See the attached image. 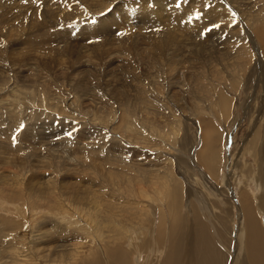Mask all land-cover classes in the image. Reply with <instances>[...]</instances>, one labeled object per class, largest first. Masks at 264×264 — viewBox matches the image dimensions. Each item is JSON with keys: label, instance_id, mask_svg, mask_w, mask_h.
Here are the masks:
<instances>
[{"label": "rangeland", "instance_id": "obj_1", "mask_svg": "<svg viewBox=\"0 0 264 264\" xmlns=\"http://www.w3.org/2000/svg\"><path fill=\"white\" fill-rule=\"evenodd\" d=\"M204 120L218 181L195 159ZM256 140L264 0H0V264H119L115 247L162 264L158 189L179 184L184 217L220 228L221 181L254 173Z\"/></svg>", "mask_w": 264, "mask_h": 264}, {"label": "bare ground", "instance_id": "obj_2", "mask_svg": "<svg viewBox=\"0 0 264 264\" xmlns=\"http://www.w3.org/2000/svg\"><path fill=\"white\" fill-rule=\"evenodd\" d=\"M220 97L223 98L221 99L224 107L225 105L231 106V101L226 95L220 94ZM212 122L203 121L201 148L196 152L195 159L206 170L205 178L208 177L218 181L220 180L219 167L221 164V149L216 147L219 128ZM259 143V140L250 141L246 149V154L250 155L251 153V156L256 161V166L252 167L256 168L255 171L252 170L254 173L248 176L250 170L243 168V166L247 167L244 163L240 167L242 168L241 175L247 177V181L240 182L239 188L232 189L233 191L229 189L227 182L221 181L224 183L226 195H230L232 198L231 200L227 199L220 202L226 208L225 214L220 218L222 227L213 229L206 221V218L202 217V212L197 210H193L190 217H184L181 212L183 191H181V186L177 183H174L172 188L168 187L164 192L162 188H159L160 196L163 193L162 198L160 196L156 197L157 194H155L156 198H150L153 201L154 199L159 201L162 208L161 214L165 213L167 215L168 233L166 236L163 235L165 232L163 217V220H161V217L159 218L158 226L155 230V235L158 239L166 238V244L162 246L165 251L164 258L161 257L163 259L162 264H264V140H262V146ZM254 183L258 187L256 192L252 190ZM158 191L156 190V192ZM146 192L145 189H141L142 195L145 194L146 196L148 194ZM205 201L204 198V205ZM162 202H164L165 207L162 206ZM230 206L233 208H230ZM231 210H234V213L231 214ZM230 214H234V216ZM231 218L233 220L236 218L234 226L231 225ZM235 223L237 224L236 227ZM231 232L234 233L236 241L234 249L237 254L234 257H231L225 251V249L230 248L227 234L230 235L232 234ZM217 241L223 242L222 248L219 245L217 246ZM75 247H77V250H75L76 254H74L79 257V246ZM107 251L109 255L114 256L113 261L119 264H131L122 247L111 248ZM158 251L159 249L156 248L155 252ZM23 257L21 256V258ZM27 257L25 256L24 258L27 259ZM73 259H76V257H73Z\"/></svg>", "mask_w": 264, "mask_h": 264}, {"label": "snow or ice", "instance_id": "obj_3", "mask_svg": "<svg viewBox=\"0 0 264 264\" xmlns=\"http://www.w3.org/2000/svg\"><path fill=\"white\" fill-rule=\"evenodd\" d=\"M25 2H27V0H25ZM220 27V24H217V23H213L212 24V28H219ZM212 29H207L206 31H211ZM121 34H123V33H121ZM68 135L70 136L71 135V133H68Z\"/></svg>", "mask_w": 264, "mask_h": 264}]
</instances>
